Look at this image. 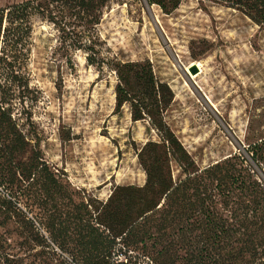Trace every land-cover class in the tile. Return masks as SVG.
<instances>
[{
  "label": "rangeland",
  "instance_id": "obj_1",
  "mask_svg": "<svg viewBox=\"0 0 264 264\" xmlns=\"http://www.w3.org/2000/svg\"><path fill=\"white\" fill-rule=\"evenodd\" d=\"M23 1L0 0V8ZM51 14L3 18L0 26V102L28 142L15 165L2 169L7 161L0 159L1 172L11 178L13 166L38 160L71 195H56L55 209L40 180H14L12 188L44 222L55 215L70 220L84 202L89 219L110 225L114 235V202L127 200L116 188L145 183L137 154L159 135L148 118L132 120L128 104L115 109L117 62H148L168 86L163 121L197 166L236 153L264 183V29L251 18L211 0H181L169 12L147 0H110L93 24L75 25L57 5ZM78 37L90 47L72 46ZM93 52L98 64L89 65ZM169 165L177 178V162ZM110 256L148 261L141 249L119 243ZM0 264L64 263L19 214L0 207Z\"/></svg>",
  "mask_w": 264,
  "mask_h": 264
},
{
  "label": "trees",
  "instance_id": "obj_2",
  "mask_svg": "<svg viewBox=\"0 0 264 264\" xmlns=\"http://www.w3.org/2000/svg\"><path fill=\"white\" fill-rule=\"evenodd\" d=\"M147 1L167 12L181 2ZM211 1L238 10L264 29V0ZM109 2L26 0L1 7L0 26L3 18L24 21L34 13L49 17L55 5L59 11H67L77 21L75 25L93 24ZM71 42L78 49L90 47L83 46L80 37ZM96 57V52L87 54L88 64H98ZM113 70L117 78L115 109L128 104L132 120L148 118L159 135V141L145 143L137 154L146 174L144 185L116 188L123 190L127 200L121 206L114 202V235L110 225L89 219L92 214L84 202L74 205L77 210L69 214L70 220L55 215L46 223L23 201L21 190L11 186L14 180L27 182L26 186L40 180L44 200L55 209L60 206L56 195L69 201L71 195L64 196L66 191L55 172L38 160L20 170L13 166L11 178L1 172L16 164L14 159L28 143L1 102L0 159L7 165L0 169V207L19 214L45 249L64 264H141L135 256L110 261L111 249L118 243L130 251L141 249L147 264H264V183L236 153L205 167L196 165L163 121L162 112L170 101L165 90H170L155 79L148 62H117ZM171 159L180 169L177 178L171 172ZM260 160L264 165V156ZM116 195L114 191V198ZM68 241L74 244L71 248Z\"/></svg>",
  "mask_w": 264,
  "mask_h": 264
},
{
  "label": "water",
  "instance_id": "obj_3",
  "mask_svg": "<svg viewBox=\"0 0 264 264\" xmlns=\"http://www.w3.org/2000/svg\"><path fill=\"white\" fill-rule=\"evenodd\" d=\"M192 70L193 72H196V66H193Z\"/></svg>",
  "mask_w": 264,
  "mask_h": 264
}]
</instances>
